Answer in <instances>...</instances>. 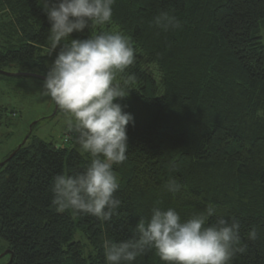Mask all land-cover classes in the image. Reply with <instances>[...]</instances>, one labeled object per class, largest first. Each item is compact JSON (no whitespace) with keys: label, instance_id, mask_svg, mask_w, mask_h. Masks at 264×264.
Returning a JSON list of instances; mask_svg holds the SVG:
<instances>
[{"label":"trees","instance_id":"1","mask_svg":"<svg viewBox=\"0 0 264 264\" xmlns=\"http://www.w3.org/2000/svg\"><path fill=\"white\" fill-rule=\"evenodd\" d=\"M39 2L0 0L8 19L0 25V71L49 70L50 24ZM161 11L181 26L155 27ZM113 30L137 50L123 74L134 77L132 90L114 101L134 118L126 126L128 158L113 166L118 213L104 222L57 212L52 178L84 170L90 157L30 134L0 167V254L12 252L11 264H106L102 241L133 238L153 207L174 208L184 220L211 204L241 224L246 251L232 264H264V0H115L110 23L64 42ZM171 176L183 185L176 194L164 190ZM253 228L258 238L250 241ZM132 264L165 262L150 249Z\"/></svg>","mask_w":264,"mask_h":264},{"label":"clouds","instance_id":"2","mask_svg":"<svg viewBox=\"0 0 264 264\" xmlns=\"http://www.w3.org/2000/svg\"><path fill=\"white\" fill-rule=\"evenodd\" d=\"M50 24L49 52L55 59L44 75L43 97H48L67 115L66 126L75 134V143L90 157L88 166L76 173L52 178V200L57 212L71 210L108 222L118 213L122 201L115 193L119 178L113 166L127 160V125L133 122L126 105L119 101L129 95L134 77H124L134 64L137 50L120 31H101L85 39L65 38L93 25L111 22L115 0H40ZM152 24L167 32L179 28L174 15L161 11ZM119 77V78H118ZM183 185L171 176L164 190L176 194ZM214 223H209L212 217ZM241 224L225 218L208 204L182 220L174 208L155 206L148 218L140 217L133 238L102 241L106 264H132L147 250L154 249L165 264H232L246 251L240 237ZM255 228L247 239H257Z\"/></svg>","mask_w":264,"mask_h":264},{"label":"rangeland","instance_id":"3","mask_svg":"<svg viewBox=\"0 0 264 264\" xmlns=\"http://www.w3.org/2000/svg\"><path fill=\"white\" fill-rule=\"evenodd\" d=\"M39 4L46 15L41 2ZM5 15L0 11V25L8 21ZM46 55L54 60L56 52L48 51ZM53 60L49 61L48 67H51ZM4 72L15 74L23 73V70L7 67ZM42 85L43 80L39 78L0 77V163L13 149L26 141L30 134L31 138L51 142L58 147L65 145L62 138L68 129V117L59 107L55 112L54 101L40 95ZM75 144L74 141L69 145ZM76 149L82 153L79 146ZM5 257L0 259V264H5Z\"/></svg>","mask_w":264,"mask_h":264},{"label":"water","instance_id":"4","mask_svg":"<svg viewBox=\"0 0 264 264\" xmlns=\"http://www.w3.org/2000/svg\"><path fill=\"white\" fill-rule=\"evenodd\" d=\"M0 75L2 76H8V77H13V76H20V77H33V78H39L41 80L44 81V76H41V75H38V74H31V73H6L4 71H0ZM55 104V102H54ZM58 109V106L55 104V112L57 111ZM25 142V141H24ZM21 143V144H24ZM21 146H18L17 149H19ZM15 154V152H13L5 161L1 162L0 163V167H2L5 163H7L9 161V159H11L13 157V155ZM5 256H9V260L6 264H11L12 262V257H13V254L12 252H10L9 250H5L3 253L0 254V259L5 257Z\"/></svg>","mask_w":264,"mask_h":264},{"label":"built area","instance_id":"5","mask_svg":"<svg viewBox=\"0 0 264 264\" xmlns=\"http://www.w3.org/2000/svg\"><path fill=\"white\" fill-rule=\"evenodd\" d=\"M63 142L65 145H69L75 141V134L70 132L68 129L63 135Z\"/></svg>","mask_w":264,"mask_h":264},{"label":"crops","instance_id":"6","mask_svg":"<svg viewBox=\"0 0 264 264\" xmlns=\"http://www.w3.org/2000/svg\"><path fill=\"white\" fill-rule=\"evenodd\" d=\"M73 147H74V148H77V147H78V145H77V144H75Z\"/></svg>","mask_w":264,"mask_h":264}]
</instances>
